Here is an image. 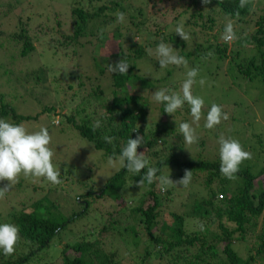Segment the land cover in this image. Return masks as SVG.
Instances as JSON below:
<instances>
[{
    "label": "trees",
    "instance_id": "16d2710c",
    "mask_svg": "<svg viewBox=\"0 0 264 264\" xmlns=\"http://www.w3.org/2000/svg\"><path fill=\"white\" fill-rule=\"evenodd\" d=\"M132 1L123 5V0H0V118L20 124L50 116L56 125L64 123L75 129L108 158L119 156L137 130L145 140L138 152H146L148 167L159 169L157 176H168L165 170L172 169L169 177L176 181L190 170L191 180L202 191L191 205L186 199L171 209L168 200L173 199L174 191L168 185L145 181L138 187L147 168L131 173L121 167L99 190L93 184L78 195L79 201L74 199L75 206L69 209L57 197L58 186H34L31 196L24 194L21 181L17 182L0 199V224L18 226L20 239L13 254L0 250V264H38V254L43 252L51 264H257L256 256L264 264V164L245 160L236 179H228L220 172L219 140L208 137L206 145L202 135L190 144L192 150L175 152L170 141L182 136L181 147L185 144L176 122L199 127L192 124L190 109L183 107L170 115L163 103H154L150 97V91L160 88L182 94L186 71L200 69L199 63H226L230 47L222 35L229 20L237 22L233 24L234 48L247 44L251 51L235 68L240 56L236 50L226 66L246 79L261 78L264 83V0H249L245 8L238 7L239 0H210L207 5L192 0L183 4L184 13L175 15L174 20L151 26L152 36L177 47V53L188 61L187 69L169 65L159 77L145 75L142 68L138 71L143 60L156 71L162 69L158 59L146 52L151 44L147 48L135 41L123 45L124 37H133L132 28H126L125 20L117 21V12L128 15L131 23H136L137 14L144 18L136 36L150 29L147 22L151 15L142 7H135V14ZM181 22L190 35L188 42L175 32ZM106 41L118 48L113 63L107 61L109 56L101 59L96 54L97 44L104 48ZM209 52L213 55L208 56ZM123 58L131 64L128 73H112L111 78L105 63L115 64ZM97 68L101 76L111 78L112 85L106 89L92 83L89 91L82 93L89 84L85 75L92 77L90 71ZM179 69L184 77L175 79ZM202 74L199 72V77ZM75 81L81 89L70 93ZM192 90L197 96L195 88ZM97 121L99 127L94 126ZM245 123V119L232 116L222 131L225 138L238 140L243 148L246 144L256 146L264 153V131ZM261 128L264 130V125ZM247 129L256 140L245 137ZM105 136L112 142L107 143ZM194 183L188 188H194ZM5 184L7 181H0V187ZM193 194L189 192V196ZM21 197V207H15V200ZM125 211L129 215L120 220ZM82 217L92 221L93 228L85 224L61 236L66 226ZM57 244L61 245L54 257L50 251Z\"/></svg>",
    "mask_w": 264,
    "mask_h": 264
},
{
    "label": "rangeland",
    "instance_id": "374dc122",
    "mask_svg": "<svg viewBox=\"0 0 264 264\" xmlns=\"http://www.w3.org/2000/svg\"><path fill=\"white\" fill-rule=\"evenodd\" d=\"M76 2H78V0H76ZM129 2L130 0H123L122 4L124 5V3L127 4ZM185 2H192V0H152V1L151 0H138V1L133 0L131 2V5L133 6V10L135 9V7L136 8L142 7L145 9V12L147 14L151 15L150 22H147V24L149 23L148 25L150 29L147 27V31L145 30L146 33L142 32L141 36H136L135 30L137 26L144 20V18L140 16L139 14H137L136 10H134V13L137 14L135 15L137 24L131 23V19H129V16L123 12L125 14V21H127L125 22L126 28L128 26L131 27L132 30L130 33L133 35L131 39L130 37L127 39L124 37L123 45L127 47L131 43V41H135L139 43L140 42L144 43V45L147 48L148 45L151 44L154 48L150 47L153 50V54L149 56H152L153 58L155 57L157 59L155 55L156 41L158 39L159 40H162V39L159 37L152 36L150 34V31H154V27H151V26L156 25V24H166L174 20L175 15L184 13L183 4ZM87 8H90V7L87 6ZM133 10L130 9V11L132 12ZM182 17H184V15H182ZM187 19H188V16H185V20ZM232 22L233 24H237V22L234 20ZM245 32L248 33L250 32V30H245ZM135 37L138 38L139 41H137ZM234 41L227 43L230 47L229 52H228L230 58L227 59L226 63L219 64V63L214 62L213 64L207 63L204 65L202 63H199L201 67L199 69V72L203 74L201 77H199V73H198V77L199 79L205 78L206 83L203 87H201L198 83L199 81L198 79L197 83L193 86V88H195L197 96L202 97L205 103L202 109L201 120L198 122V124L195 122H192V124L194 126L199 127L195 129L196 135L197 136L202 135L203 141L204 140L206 141V145L209 141L208 137L213 138L214 141L216 142L219 140V137L221 135H224L222 131H224L225 125L229 122L232 116L241 117L242 119H245L246 125L248 126L250 124L254 125V127L257 128L259 132L264 131L261 128L264 125V83L262 82L261 78H255L253 80H249L237 73V71L235 70V68L237 67V63H240L244 56L245 57L250 56L251 45L248 46L246 44L244 47L234 48L235 46ZM173 50L176 53L179 51L177 50V47H174V46H173ZM236 50H238L237 52L239 53L240 56H238L235 59V62H234L235 68L231 67L232 70H230L229 66H226V65H228V63L231 60V56L235 54ZM117 51H118V48L116 46V43L111 44L109 41L105 42L104 48H102L101 45L99 44H97V47H96V54L100 55L101 59L103 57L107 58L109 56L107 61L110 63H113L115 61L114 54ZM105 64L109 66L107 62ZM220 66L222 67L221 69H220ZM141 68L144 74L147 76L152 75L153 77H159V76H162L164 72V69L156 71V68L154 67V65L153 66L152 64L150 65L147 60H143L142 62H140L138 71ZM99 70L100 69L97 68L96 71H90V74L92 75V77L90 76L88 77L87 75H85L84 81H86L89 84L81 90L82 93L88 92L89 91L88 88L90 84L92 83L94 84L100 83L102 87L106 89H108V87L112 85V82H111L112 72L108 71V74L111 77L109 78L108 75H107L108 77L101 76L99 73ZM177 74H179L178 75L179 77H177ZM177 74L175 75V79L184 77L180 69ZM180 76H183V77H180ZM184 79H186V75ZM75 82H76V85L73 86L69 90L70 93H73L74 91L78 90V88H80L78 85L79 81H75ZM110 90H112V88ZM150 92H151L150 97L152 101H154V103H157L153 99L154 92L153 91H150ZM51 98L52 97H50V99ZM213 103L222 106L223 112L228 114L229 119L222 120L219 125L215 126L211 130H207V128L204 127V124L206 122L207 112ZM183 107L184 109L186 108L190 109V106L187 103H185ZM180 121L181 120L179 118L178 122ZM23 124L30 132L37 131L42 126L48 128L49 133L52 137L49 147L54 152L52 162L56 170L60 172L59 179L62 181V183L60 184H53L47 181L45 178H38V179L24 178L23 175H21L18 178V182L21 181L22 183L21 189L23 190L24 194L32 196L33 191H34V188H33L34 186L48 188L49 187L48 185L53 184L55 186H58L59 188V194H57V197L58 199H60V203L66 208L71 209L73 206H75V203H73V201L76 198L78 200V195H83L87 190H89V188L93 186V184L98 186L97 190H99V186L102 185L107 179H109L112 175H114L122 167L121 165H119L118 162L115 167L109 166L108 157H106L103 154V151L97 150L87 139L81 138L78 132L72 127H70L69 125L64 124V123H62L61 125H56L55 123H53L52 117L50 116L49 117L40 116L39 119L37 120H31L28 122L25 121L23 122ZM232 125L237 126L236 124H232ZM201 127L205 129V131H203V134H202V131L200 130ZM216 131L219 132L218 137L215 136ZM246 133H249L245 135V137L248 140L250 139L256 140V138H254V135H253L254 133L251 132V130L247 129ZM176 138L177 139H173L172 141H170V144L172 146L173 145L175 146V150H174L175 152L180 153L181 152L180 149L187 151V150H192L194 148L193 146H190V144H184V148H182L181 147L182 144L180 142V140H183L182 136H179ZM246 145L247 147H245L244 150L249 151L252 154V158L248 159L247 162L252 163V164H258L259 166L263 165L264 164V153H262L259 150V148L256 146H251L248 144ZM199 147L201 146H197V148ZM88 169H92V172L90 171L87 172ZM165 172L168 176L172 175V169H166ZM64 174H66L67 177L64 178L63 177ZM79 181H84V182L79 183ZM190 183H194V182L191 180ZM190 183L186 186L185 189H184L185 186L177 185L175 183L168 185V187L172 191H174V194H171L173 199L168 200V203L171 205V209H176L180 207L181 203H184L186 199L187 201L189 200V203L191 205L192 200L195 197H198L196 194H198L201 189L197 187L195 183H194L195 187L189 189L188 187H190ZM16 184L17 183H15L13 187H16ZM189 192H192L194 194L189 196ZM22 201H23L22 197L17 198L14 202L15 207H21L20 205ZM129 204H131V202ZM128 215H129L128 211L122 212L120 214V220H125ZM167 218L171 220L169 215L167 216ZM85 224H88L91 226L90 228H93L92 221L82 217L77 223L72 224L71 226H66L63 231L64 233L61 236L65 237L75 227H80ZM117 241L120 242L118 237L116 239V242ZM60 245L59 244L54 245L52 251H50L52 256L54 257L58 256ZM36 260L38 264H51L50 258H46L44 252L42 254H38V257ZM58 260L61 261L59 258ZM256 260H257V264H261L259 256H256Z\"/></svg>",
    "mask_w": 264,
    "mask_h": 264
},
{
    "label": "clouds",
    "instance_id": "9594fccd",
    "mask_svg": "<svg viewBox=\"0 0 264 264\" xmlns=\"http://www.w3.org/2000/svg\"><path fill=\"white\" fill-rule=\"evenodd\" d=\"M205 5L210 3V0H203ZM249 4V0H239V8H245ZM239 13H237L238 15ZM117 21L123 23L125 14L117 12ZM175 32L184 41L188 42L190 35L185 31L183 22L179 23ZM137 41L138 38L135 37ZM222 39L225 42H232L236 39L234 25L229 20L224 29ZM148 55L153 54L151 48H147ZM155 55L158 59L160 68H167L169 65L177 67L184 66L188 68V61L185 57L179 55L173 50V46L168 45L163 40L159 42L155 49ZM208 56L213 53H207ZM131 64L123 58L115 64H109V71L118 74H127ZM199 69L191 68L186 71V79L182 84V94L173 92L167 88H160L154 91L153 99L157 103L164 104V111L173 115L178 109L182 108L185 103L190 106V112L193 121L198 124L201 120L202 109L204 107V99L193 95V85L197 83ZM199 85L203 87L206 83L205 78L198 81ZM229 116L223 112L222 106L213 103L207 112L206 122L204 127L212 129L219 125L222 120H228ZM179 132L184 137L185 144H192L197 142L198 137L195 129L188 122L177 123ZM99 127L97 121L94 125ZM135 138H129L119 156L108 158V164L115 167L117 162L127 172L140 173L147 168L143 177L137 182V186L141 187L145 181L152 184L155 181L159 182L160 186L177 185L187 186L192 178V171L185 170L183 177L174 181L169 176H157L159 171L156 167H148V161L145 157L146 152H138V148L145 143L144 136L140 135L137 130ZM103 139L107 143L112 142V138L105 136ZM52 137L47 127H40L37 131H28L23 123L15 124L4 118H0V181H7L3 187H0V199H3L13 185L18 182V178L23 175L24 178H45L53 184H60V172L56 170L53 165L52 158L54 156L53 150L49 147ZM219 156H220V172L228 179H236V173L239 171V166L248 159L252 158L249 151L244 150L240 142L234 138H225L224 135L219 137L218 141ZM86 147V146H85ZM201 228L203 226L201 225ZM19 228L15 224L3 223L0 224V250L5 255H11L15 251V245L20 239Z\"/></svg>",
    "mask_w": 264,
    "mask_h": 264
}]
</instances>
